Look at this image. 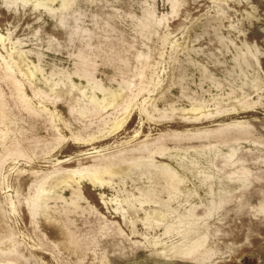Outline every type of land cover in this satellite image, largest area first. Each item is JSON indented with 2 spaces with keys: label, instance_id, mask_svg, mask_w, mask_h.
I'll return each mask as SVG.
<instances>
[{
  "label": "rangeland",
  "instance_id": "374dc122",
  "mask_svg": "<svg viewBox=\"0 0 264 264\" xmlns=\"http://www.w3.org/2000/svg\"><path fill=\"white\" fill-rule=\"evenodd\" d=\"M0 264H264V0H0Z\"/></svg>",
  "mask_w": 264,
  "mask_h": 264
}]
</instances>
